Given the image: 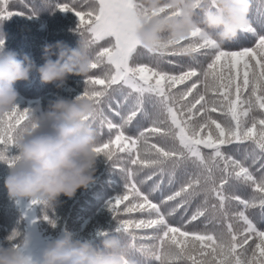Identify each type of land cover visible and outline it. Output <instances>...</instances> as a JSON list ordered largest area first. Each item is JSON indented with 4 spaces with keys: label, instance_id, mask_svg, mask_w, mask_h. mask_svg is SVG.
<instances>
[{
    "label": "snow or ice",
    "instance_id": "6c2138e0",
    "mask_svg": "<svg viewBox=\"0 0 264 264\" xmlns=\"http://www.w3.org/2000/svg\"><path fill=\"white\" fill-rule=\"evenodd\" d=\"M71 2L72 8L67 4L58 7L61 11H72L77 0ZM84 2L88 5L87 10L75 12L79 19L77 31L91 49L99 45L100 41L105 42L107 46L100 47L93 55L91 69L105 64L107 71L101 78L89 75L85 80L86 87L82 96L96 105L92 119H99L101 128L106 124L109 132L117 129L115 141L102 143L96 146L95 151L112 161L117 149L111 145L115 143L119 151L128 153L132 164L158 169L162 176L165 174V166L171 164L172 170L167 173L169 184L175 182L176 169L189 161L200 169L195 174L188 173L187 181L181 184L179 190L161 202L164 204L178 201L167 213L141 192L135 183L126 185L132 200L125 205L124 211L147 213L148 218L118 220L120 209L117 205L129 200V195L112 198L107 202V207L117 219L114 233L127 234L133 241L132 244H126L129 253L139 251L148 264L153 260L159 264H264V230H259L245 211L229 216L226 208L228 199L238 201L245 210L255 207L258 200L264 218V174L257 179L243 162L222 151L223 145L251 141L255 146L250 154L253 163L259 156L260 168L264 171V12L255 21L261 30L258 31L250 19L241 30V39L234 45L237 50H224L214 38L203 35L200 28L192 31L185 40L148 50L158 53L160 57L188 55L194 64L200 62L201 56L208 61L202 71L190 67L179 74H170L149 65L131 62L139 47L135 38L139 16L148 15L143 0ZM214 3L215 0H206L207 6ZM260 3L264 5V0H260ZM11 15L12 13H8V17ZM243 42L250 46H245ZM188 81H191L190 86L186 83ZM98 85L103 87L98 88ZM114 85L127 86L130 89L124 97L125 103L133 94L136 97L129 114L121 116L120 125L108 120L99 107ZM177 85L185 87L177 89ZM198 85L202 86V91H196ZM174 89L176 90L173 91ZM194 92L195 99L190 100L189 97ZM146 94L154 99L152 106L158 109L163 119H153L144 109ZM138 112L145 119L151 120L152 127L145 128L132 139L124 135L123 128L137 117ZM217 112L223 119L213 115ZM116 115L119 116L120 113L117 112ZM34 118L30 109H17L0 119V160L9 165L12 163L7 155L9 147L13 145L17 133L27 128ZM153 134L159 135L165 141H171L172 147L166 149L154 143L150 144ZM201 145L212 151L205 154ZM133 153L136 155L135 159H131ZM219 162L223 163V168L219 169L223 175L218 180L215 169L219 167ZM121 171L129 177L132 175L126 169ZM232 180L254 185L259 196L254 195L250 201L239 196H227L225 189ZM158 187L156 185L153 191ZM201 193L205 196L203 206H198L190 218L185 219L182 216L179 226H172L168 217H172L178 208L187 209L191 200ZM212 194H215L218 201V204L211 206L212 210L222 213L225 230L219 234L188 230L189 224L207 215L208 197ZM43 218L55 226L48 216ZM232 220L243 227L237 230ZM132 229H151L152 235L142 239L159 241L158 246L151 244L137 247L134 243L137 236ZM16 235L17 233H12V237ZM253 235L257 237L258 243L248 256L243 249ZM12 237H9L10 241H14ZM238 248L242 251L238 252Z\"/></svg>",
    "mask_w": 264,
    "mask_h": 264
},
{
    "label": "trees",
    "instance_id": "16d2710c",
    "mask_svg": "<svg viewBox=\"0 0 264 264\" xmlns=\"http://www.w3.org/2000/svg\"><path fill=\"white\" fill-rule=\"evenodd\" d=\"M63 4H67L69 8H72L71 0H0V31L3 32L5 37V50L14 51L19 59H22L24 54H28L35 60L37 66H40L44 63L43 48L45 44H54L60 41L70 48H76L80 35L77 31L78 23L76 21L78 19L72 16V13L81 9L86 11L88 5L84 0H77L75 9L72 11H61L58 5ZM261 12H264V5H261L260 0H251L250 20L258 31L261 29L259 24L255 23V21ZM8 13H12V15L8 17ZM241 35L242 33H240L238 39L231 43L224 44L222 48L224 50H237L234 45L241 39ZM243 43L245 46H250L247 42ZM103 46H106L105 42L100 41L99 45L92 49V54L94 55L95 52ZM52 59L55 60L56 56H53ZM169 61H171V63H169ZM199 61V63L194 64L191 57L188 55H164L160 57L158 53L149 52L139 46L133 54V60L131 62L134 64L149 65L153 68L167 71L170 74H179L181 71H185L190 67H195L198 71H202L206 67L208 61L202 56L199 57ZM105 71H107V66L102 64L99 68L92 69L88 76L91 75L93 78H101ZM88 76H69L63 87L57 88L54 84L42 83L39 73L32 71L27 81H18L15 87L24 98H30L36 101L35 103H31V111L34 117H41L49 110L50 104L57 98L73 100L81 96L85 90V80ZM186 83L190 86L191 81ZM97 87L103 86L98 85ZM184 87L185 85H177V89H183ZM175 90L176 89L173 91ZM196 91H202V86L198 85ZM129 92L130 89H128L127 86L114 85L113 88L109 90L108 97L104 98L103 103L99 105L103 110L104 116L116 125L122 123L121 116H127L129 114V110L136 98L135 94H133L125 103L124 97L128 95ZM189 99H195V92ZM117 101H119V104ZM153 102L154 99L146 94L145 103L143 105L144 109L151 114L153 119H163L164 117L159 114L158 109L153 108ZM22 108L26 109V106L19 105L21 111L23 110ZM117 112L120 113L119 116L116 115ZM213 115L219 119H223L219 112ZM93 126L98 135L97 146H100L102 143H107L109 140L115 141L117 129L114 128L109 132L106 124L101 128L99 119L93 120ZM149 127H152L151 120L145 119L143 114L138 112L137 117L123 128V132L125 135L135 139L140 131ZM149 143L163 146L166 149L172 147L171 141H165L157 134L151 136ZM111 146L117 149L116 156L113 157L112 161H109L104 155H99L97 160L96 183L90 186L89 189L79 190L72 199L61 196L59 201L51 208L43 205H33L26 199L30 207L35 210L39 229L44 236L58 238L65 231H70L73 233L74 239L99 245L102 239L101 233H114L117 227V219L113 217L111 211L107 207V202L112 198L125 194L129 195V200L117 205L118 209H120L118 220L148 218L147 213H141L139 211L127 213L124 211L125 205L132 200L126 185L135 183L141 192L148 195L153 203L161 206L162 211L167 213L176 206L178 201H169L164 204L161 202L166 201L169 195L179 190L181 184L187 181L188 173L195 174L200 171L196 164L189 161L186 165H182L176 169L175 182L169 184V176L167 173L172 170L171 164L165 166V174L162 176L158 169L132 164L126 151H119L115 143ZM254 147L251 141L233 142L223 145L222 151L233 159L243 162L254 176L259 179V177L264 174V171L260 168L261 159L259 156L256 157V161L253 163L250 154L253 152ZM201 150L205 154L212 151L211 149L204 148L203 145H201ZM17 154L18 150L15 146H10L7 152L9 159H12ZM135 158L136 155L133 153L131 159ZM220 168H223L222 162H219V167L215 169V175L218 180L223 175L219 170ZM121 169H126L131 172V177L126 175ZM9 172V165L0 161V245L6 247H11L18 242L7 239L14 231L18 232L21 238L28 234L27 221L24 213L25 209L21 201L10 199L4 187V179ZM156 185H159V187L153 191ZM225 194L229 197L239 196L241 199L249 201L254 195L257 197L259 196V193L255 192L254 185L244 184L236 180H232L227 185ZM204 200L205 196L201 193L195 199L191 200V204L187 209L178 208L172 217H168L172 226H179L182 216L185 217V219L190 218L191 214L196 211L198 206H203ZM215 204H218V201L215 198V194H212L208 197L207 215L189 224L187 226L188 230L196 231L197 233L209 232L216 234L225 230L226 225L222 213L220 211L213 212L212 210L211 206ZM226 208L229 216H234L240 211H245V214L256 224L258 229L264 230V218H262L258 200L255 207H250L245 210L238 201L228 199ZM45 215L48 216L50 220L54 221L55 226L43 218ZM231 222L237 230L243 227L242 224L237 223L235 220ZM134 230L135 229H132V232H134ZM140 230V232L145 235L143 237L152 235L151 229ZM122 236L126 244L133 243L127 234H123ZM143 237H137L134 242L137 247L151 244H156L158 246L159 241L142 239ZM256 243H258V239L253 235L249 239L248 244L244 245L243 250H246V255H251ZM237 251L240 252L242 249L238 248ZM130 256L136 264H148L139 251L131 253ZM151 264H159V262L153 260Z\"/></svg>",
    "mask_w": 264,
    "mask_h": 264
},
{
    "label": "clouds",
    "instance_id": "9594fccd",
    "mask_svg": "<svg viewBox=\"0 0 264 264\" xmlns=\"http://www.w3.org/2000/svg\"><path fill=\"white\" fill-rule=\"evenodd\" d=\"M143 4L148 15L139 16L135 38L146 50L185 40L196 28L221 46L231 43L248 24L251 8V0H215L211 6L206 0H143ZM4 39L0 31V119L19 109L15 84L27 81L32 71L39 73L42 83L61 88L69 76L86 77L92 70V49L81 36L76 48L60 41L45 44L40 66L28 54L19 59L14 51L5 50ZM95 111L96 105L82 95L57 98L47 112L17 133L13 145L18 154L10 165L0 160L10 167L4 179L10 199L51 208L61 196L72 199L96 183L100 154L95 151ZM15 233L9 237L16 244L0 245V264H136L119 233H104L100 244L94 245L65 231L47 244L38 260L26 254L30 238Z\"/></svg>",
    "mask_w": 264,
    "mask_h": 264
},
{
    "label": "rangeland",
    "instance_id": "374dc122",
    "mask_svg": "<svg viewBox=\"0 0 264 264\" xmlns=\"http://www.w3.org/2000/svg\"><path fill=\"white\" fill-rule=\"evenodd\" d=\"M72 16H74L75 18L78 19V17L75 15V12L72 13ZM76 22L79 24V19ZM18 92L20 94L19 99H18V105H25L26 109H30L31 110V103H35L36 101L31 100L30 98L26 99V98H24L21 95L19 90H18ZM125 136L130 137L128 135H125ZM20 201L22 203V206L25 209L24 213H25V216H26L27 227H28L27 237L30 238V246L27 249L26 254L30 255L33 259L38 260L40 258V256H41V253H42L43 249L47 246V244L52 242V241H54L56 238H52V237H49V236H44V234L39 229L38 222H37V216H36L34 208L32 209L30 207L29 202H27L26 199L20 200ZM140 231H141L140 229H135L133 233L137 237L145 236ZM140 241H142V240H140Z\"/></svg>",
    "mask_w": 264,
    "mask_h": 264
}]
</instances>
